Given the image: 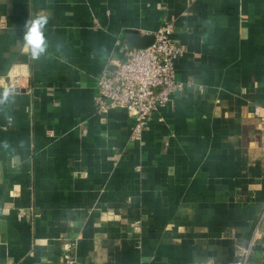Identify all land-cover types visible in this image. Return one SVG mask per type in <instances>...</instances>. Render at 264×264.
Segmentation results:
<instances>
[{"label": "crops", "instance_id": "obj_1", "mask_svg": "<svg viewBox=\"0 0 264 264\" xmlns=\"http://www.w3.org/2000/svg\"><path fill=\"white\" fill-rule=\"evenodd\" d=\"M39 15L34 60L24 26ZM169 21L185 88L132 140L125 110L97 112L98 77L134 48L128 31ZM14 77L0 264H230L248 246L264 207V0H0V91ZM248 264H264V236Z\"/></svg>", "mask_w": 264, "mask_h": 264}, {"label": "built area", "instance_id": "obj_2", "mask_svg": "<svg viewBox=\"0 0 264 264\" xmlns=\"http://www.w3.org/2000/svg\"><path fill=\"white\" fill-rule=\"evenodd\" d=\"M174 23L167 22L156 30L153 43L144 49L125 46L124 56L112 55L98 77L95 103L97 112L125 110L133 119L131 139H140L153 115L173 102L184 84L177 80V63L184 56L183 44L174 37ZM120 41H117L119 44ZM21 78L4 81L5 88H17ZM254 114L264 121L259 105ZM264 207L257 217L253 235L246 247L238 250L230 264H248L256 242L264 236ZM205 264H214L207 262Z\"/></svg>", "mask_w": 264, "mask_h": 264}, {"label": "clouds", "instance_id": "obj_3", "mask_svg": "<svg viewBox=\"0 0 264 264\" xmlns=\"http://www.w3.org/2000/svg\"><path fill=\"white\" fill-rule=\"evenodd\" d=\"M49 18L46 15H39L36 18L25 22V32L23 36L24 50L29 52L32 58L39 59L45 54L48 48V42L45 36V27ZM15 89L4 88L0 91V105L8 103L10 100L14 102Z\"/></svg>", "mask_w": 264, "mask_h": 264}, {"label": "water", "instance_id": "obj_4", "mask_svg": "<svg viewBox=\"0 0 264 264\" xmlns=\"http://www.w3.org/2000/svg\"><path fill=\"white\" fill-rule=\"evenodd\" d=\"M129 32V43L138 49H144L150 46L154 41V35H150L149 37H140L136 31H128ZM141 38L140 41H136L135 38Z\"/></svg>", "mask_w": 264, "mask_h": 264}]
</instances>
